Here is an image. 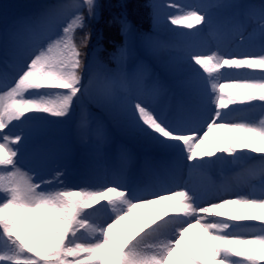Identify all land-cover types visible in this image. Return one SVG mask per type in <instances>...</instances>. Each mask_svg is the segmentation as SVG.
I'll list each match as a JSON object with an SVG mask.
<instances>
[{
    "label": "snow or ice",
    "instance_id": "1",
    "mask_svg": "<svg viewBox=\"0 0 264 264\" xmlns=\"http://www.w3.org/2000/svg\"><path fill=\"white\" fill-rule=\"evenodd\" d=\"M68 7L74 12L64 24L50 10L27 25V57L12 81L0 83V264H264V193L229 199L187 185L179 191H147L121 180L73 190L62 172L45 180L19 167L30 134L27 125L44 119L43 114L68 116L88 91L82 49L91 33L77 42L76 32L95 18L98 6L96 0H82ZM188 7L170 16L171 23L191 29L211 22L209 6ZM255 20L264 37V7ZM130 29L124 22L121 33ZM0 39L4 54L15 55L20 42ZM190 57L199 66L193 79L206 85L197 110L172 120L143 100L130 98L134 127L166 147L182 149L190 169L229 158L237 161L249 150L261 154L264 166V118L228 119L234 109H264V46ZM240 72L250 75L226 76ZM106 81L100 96L109 101L116 85L127 83L128 77L109 74ZM17 126L20 131L5 132Z\"/></svg>",
    "mask_w": 264,
    "mask_h": 264
},
{
    "label": "rangeland",
    "instance_id": "2",
    "mask_svg": "<svg viewBox=\"0 0 264 264\" xmlns=\"http://www.w3.org/2000/svg\"><path fill=\"white\" fill-rule=\"evenodd\" d=\"M170 1L147 0L150 11L144 19L143 25L139 28L138 22L135 20L136 23L132 18L128 0H115L113 5L115 12L114 14L111 13V17L113 16L111 21L113 23L115 21L114 24L118 26L119 36L116 37L117 41H112L111 47L106 45V48L103 49L99 25L96 26V24L104 15L109 0H96L98 7L95 18L87 19L85 27L76 32L77 42H79V38L84 35L86 29L91 28V39L85 48L87 71L83 74V82L88 86V91L75 101L70 114L66 116L64 126L67 137L66 144H62L63 147H60V145L56 147L54 146L55 142L47 138L51 132L46 129V124H44V120L50 117L47 114H43L44 119H39L40 124H37V121H32L31 125H27L30 130L29 137L34 142L38 141V138L42 143L44 142L45 152L43 156L47 158L48 162L60 168L65 185L73 190H79L81 187L94 188L105 182H108L111 186L114 181L119 180L118 162L121 158L132 161V172H136L138 176H143L145 172L155 173L157 170H163V163L157 159L155 160L154 156L148 157L142 155L139 151L133 152L131 150L133 145L129 141L133 139L130 129L132 119L124 118L123 120L121 117L123 111L127 110L128 107L127 105L123 106L120 97L122 94L129 96L125 91L127 88L132 90H135L136 87L140 88L143 79L157 85L159 83L158 78L152 74L159 69H163V79L168 85L165 87L157 85L159 89L153 93L175 97V99L168 100L170 107L182 103L181 99H184V97L178 84L177 87L170 86L174 82L172 81L174 76L167 73L168 62L164 61L160 65L155 64L150 68L147 67V70L146 66L142 64L148 56H152L151 52L157 43L154 37L157 30L167 34L171 39L176 37L174 31L178 30L180 25L172 24L169 17L181 12L167 9L165 6ZM184 1L188 2L189 6L194 5V3L209 6L207 12L212 19L226 18L227 20L221 26L223 31L235 27L229 34L230 39L227 45L234 44L236 40L241 39V35H243L244 41L248 40L249 37L251 38V36L262 37L255 16L264 7V0ZM81 2L82 0H0V37L9 40L15 37L18 40L20 33L23 32L26 35L25 30L32 20L50 10L55 11L57 23L64 24L67 22L65 18L67 16L71 18L74 12V9L68 6ZM160 15L167 19L169 28L161 29L159 27L157 21ZM124 22L130 24L131 29L122 34L121 26ZM205 28L203 30L207 34L209 31L207 26ZM187 41L188 37L186 35H180L178 42H171L167 49L173 55L181 53L182 45ZM260 49L261 47H257L252 51ZM106 53L108 56L104 58L103 55ZM13 56L12 54H4L3 39H0V76L9 70ZM8 62L10 63L8 64ZM149 71L151 73L147 74ZM121 73L128 77V82L117 84L114 97L109 101H105L100 94L107 87L106 76ZM142 87L146 88V86ZM185 112L187 115L188 112ZM261 118H264V109L256 106L253 110L243 111L237 118L228 119L233 122H259ZM20 127L5 129V132H18ZM40 143L35 145L38 146ZM260 155L249 150L248 156L237 161H232L229 158L227 161L206 164L207 169H204V173L215 188L206 187L204 192L210 196L216 191L215 189L219 190L221 184H223L224 188L220 191V195L229 199L236 198L238 195L264 193V166L261 165L259 160ZM183 165L181 170H177L175 177H178L179 181L182 179L183 182H186L189 178L188 165L185 162ZM135 167H137L136 170ZM54 176H47V180H51ZM183 187V185L175 186L173 183L171 184L172 190L179 191ZM240 211L243 212V209H240ZM81 259H84L83 255Z\"/></svg>",
    "mask_w": 264,
    "mask_h": 264
},
{
    "label": "bare ground",
    "instance_id": "3",
    "mask_svg": "<svg viewBox=\"0 0 264 264\" xmlns=\"http://www.w3.org/2000/svg\"><path fill=\"white\" fill-rule=\"evenodd\" d=\"M175 5H180V8L175 7ZM194 5L198 4L194 3ZM188 6V2L184 0H171L166 4L165 7H167V9L170 11L179 10L181 12V9L190 10ZM69 19L70 16H67L65 18V21ZM226 20L227 19L223 17L214 19L210 17V23L207 21L204 22L205 24H207L206 26L209 31L207 34L203 30V28L206 29L204 23H202L201 25H195L191 29L187 28L184 25H180L178 30L174 31L176 37L173 39L169 38L167 34L161 32L160 30H157L154 35L157 43L151 52L152 56H148V58L142 64L146 66L147 70V67L150 68L155 64L160 65L161 62L164 61L168 62L167 73L169 75L173 74L174 76V80H172L174 82L170 84V86L177 87L178 84L179 88L182 90L181 93L184 99H181L182 103L180 105L170 107L168 105V100L175 99V97L173 98L165 94L159 95L153 93L154 91L159 89V86L157 85L163 87L168 85V83L165 82V79H163V69H159L152 74L153 76L158 78L159 83L157 85H154L153 83H150L149 80L143 79V82L141 81L140 88L136 87L135 90L127 88L125 91L129 94V96L122 94L120 97V101L123 106L125 107V105H128V101L130 98H138L148 103L156 111H158L161 115L165 116L168 119L176 120L180 119L181 117H186L190 114H193L201 104V94L206 85L203 81H196L193 79L194 69L199 70V66L194 65V62L191 60L190 54H210L211 52L217 50L223 52L252 51L257 47L264 46V37L259 36H251V38L249 37L248 40H243V42L239 38V40H236L234 44L227 45V42L230 39L229 34L235 29V27H230L228 31H223L221 29V26ZM157 23L161 29L169 28L167 19H165L162 15L159 16ZM25 32L26 35L23 32L18 35L20 47L11 59L9 70L2 74V76H0V82L2 83L5 81L10 82L14 79L20 68V65L25 61L27 57V45L30 39V33L27 31V28ZM180 35H186L188 37V41L184 42V44L182 45L181 53L173 55V53H170L168 51L167 47L171 42L177 43L178 37ZM149 73H151V71H149L147 74ZM244 75H250V73L246 74L240 72L226 74L228 78ZM226 82L227 79L220 80V83ZM142 86H146V88H143ZM258 106L259 105H257V107ZM185 111L188 112L187 115ZM243 111L246 112V110L243 108L234 109L231 113H229L228 118H237L238 115ZM121 117L123 118V120L124 118L131 119L130 110H124ZM66 118L67 117H47L44 120L46 129L51 131L49 133V137L47 138L55 142L54 146L56 147H58L59 145L60 147H63L62 144L67 141L66 131L64 129ZM33 121H37V124H40L39 119ZM31 124L32 121L28 125ZM131 124L132 126L130 127V129L133 136V139L129 141V143L133 145V147H131V150L133 152L139 151L142 155L148 157L154 156L155 160L157 159L161 163H163L164 167L163 170H157L155 173L144 171L145 174L139 177L136 172H132V161L127 160L126 158H121L118 162L119 180L128 185L136 186L149 191L171 189L172 183L175 186L187 185L189 187H194L201 192H204V189L209 186L213 189L215 188L214 186H212V182L210 181L208 176L204 173V169H207L206 165L200 169H190L189 167H187L189 178L186 182H183L182 179L179 181V179H177L178 177H175V174H177V170L182 169V167L184 166V162L187 164V161L184 158L183 150L175 147H166L159 143L151 134L134 127L133 121H131ZM214 132H216V134H220V132L217 130H214ZM228 135L230 136L231 133H228ZM37 140L38 141L34 142L31 137H28L27 141L24 143L21 149L22 162L19 167H21L25 172H30V174L32 175H35V173L38 172L41 176H43L45 180H47V176L55 175L58 171L60 172V168L48 162L47 158L43 156L45 152L44 142L42 143L39 138ZM39 142L41 143L36 146L35 144ZM136 168L137 167H135V170ZM222 188H224L223 184H221L219 190L215 189L216 191H214V193L210 196L220 195V191L222 190Z\"/></svg>",
    "mask_w": 264,
    "mask_h": 264
},
{
    "label": "trees",
    "instance_id": "4",
    "mask_svg": "<svg viewBox=\"0 0 264 264\" xmlns=\"http://www.w3.org/2000/svg\"><path fill=\"white\" fill-rule=\"evenodd\" d=\"M114 1L115 0H109L108 7L105 8L104 15L102 16L101 20L96 24V26L99 25L98 28H99L100 35H101L100 40L103 43L102 44L103 49L106 48V45L108 47H111L112 41H117L116 37L119 36L118 26L114 24L115 23L114 19H113L114 23L111 21L113 18V16L111 17V13L114 14L115 12L114 6H113ZM128 3L130 6L129 8L130 12L133 16L132 17L133 20L134 21L136 20L138 24L140 25L139 28H141V26L144 23V19L147 17L148 12L150 11V6L147 0H128ZM90 30L91 28L90 29L87 28L86 32H90ZM82 51L85 52V48H83ZM103 56L105 58L108 56V54L106 53Z\"/></svg>",
    "mask_w": 264,
    "mask_h": 264
}]
</instances>
